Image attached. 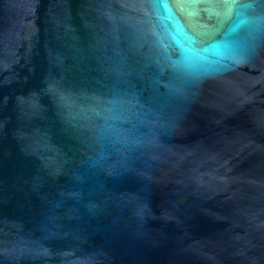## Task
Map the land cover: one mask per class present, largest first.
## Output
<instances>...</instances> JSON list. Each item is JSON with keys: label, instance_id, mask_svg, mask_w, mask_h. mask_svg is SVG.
Returning <instances> with one entry per match:
<instances>
[{"label": "water", "instance_id": "95a60500", "mask_svg": "<svg viewBox=\"0 0 264 264\" xmlns=\"http://www.w3.org/2000/svg\"><path fill=\"white\" fill-rule=\"evenodd\" d=\"M0 264H264V0H0Z\"/></svg>", "mask_w": 264, "mask_h": 264}]
</instances>
